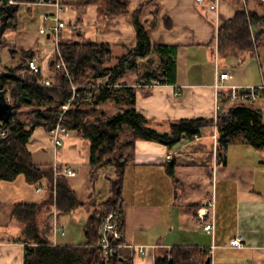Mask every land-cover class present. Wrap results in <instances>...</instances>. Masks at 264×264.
Instances as JSON below:
<instances>
[{
	"label": "crops",
	"instance_id": "0c3cea01",
	"mask_svg": "<svg viewBox=\"0 0 264 264\" xmlns=\"http://www.w3.org/2000/svg\"><path fill=\"white\" fill-rule=\"evenodd\" d=\"M121 1L127 3L129 12L120 16H106L96 4L80 7L79 0L22 4L4 35L7 30L11 31L9 43L17 50L20 64L26 60L21 58L22 51L34 50L44 74L50 75V66L57 54V32L41 33L40 30L43 26L55 27L54 17L59 16L65 27L59 30L58 39L111 44L114 57L108 65L112 66L126 47L137 43L133 14L144 5L140 20L152 40L178 47L177 71L174 81L154 86L144 84L141 60L139 68L124 77L128 84L137 87V110L161 132L169 131L170 124L181 119L215 118L219 26L244 7L262 14L258 1L219 0L215 9L211 5L217 0ZM37 15L44 25L31 32L22 25L21 16ZM45 16L49 19L45 20ZM40 33L46 36L43 47ZM255 57L259 65L249 69L244 61H239L231 70L234 77L226 84L264 85V46ZM227 58L218 54L223 70L229 68ZM145 60L148 62L144 72L153 62L156 65L161 62L156 53ZM222 105L227 108L230 104L223 101ZM256 105L264 109V90ZM218 136L217 128L208 127L201 136L183 139L172 148L156 141L136 142L123 177V228L127 245L118 250L122 262L155 264L160 250L184 246L207 250L211 264H264V151L243 144L224 147ZM30 142L31 139L28 147ZM53 147L54 153L44 149L49 161L36 164L72 167L77 175L66 178L82 205L71 212L59 211L54 206L43 220L44 235L53 245L83 244L87 241L85 226L95 205L106 202L111 196V185L108 192L101 195L92 177L104 173L111 184L114 168L95 172L89 165V144L76 132H71L62 146ZM46 195V180L37 186L20 175L14 181L0 182V264L25 262L26 246L18 240L21 226L12 217L15 204L40 202ZM210 201L212 205L208 204ZM209 222L214 225L211 231L205 230ZM80 227L85 241L77 243L74 240L80 238L76 232ZM69 229L75 232L68 237ZM237 237L242 238V247L232 245ZM139 246L145 247L144 253L139 251Z\"/></svg>",
	"mask_w": 264,
	"mask_h": 264
},
{
	"label": "trees",
	"instance_id": "16d2710c",
	"mask_svg": "<svg viewBox=\"0 0 264 264\" xmlns=\"http://www.w3.org/2000/svg\"><path fill=\"white\" fill-rule=\"evenodd\" d=\"M8 1L0 0V25L11 7ZM15 1L19 2V9L22 4L40 0ZM257 1L262 14L244 7L219 26L217 47L221 57L234 56L245 61L248 56L257 55L258 49L264 46V0ZM89 4L98 5L106 16L129 12L127 3L121 0H79L77 3L80 7ZM142 9L144 5L133 14L137 43L126 47L115 65H108L114 57L111 44L59 39L61 56L56 54L54 57L50 75L33 73L21 65L3 67L0 73V91L11 97L13 106V114L8 121L10 132L0 141V182L14 181L20 175H24L32 185L46 180L47 195L42 201L17 202L13 210V220L21 226L18 240L25 244L27 250L24 264H122L118 252L107 255L98 246L101 218L113 205L123 215L125 167L131 161L139 140L156 141L172 148L181 140L194 139L202 135L203 129L214 127L221 146L243 144L264 151V109L256 102L230 103L226 114L218 115L217 119H181L172 122L170 130L165 132L153 127L150 120L137 110V87L128 84L124 77L137 70L141 60L156 53L161 62L158 65L153 62L151 68L141 75V81L144 84L150 83L151 79L162 84L174 81L178 51L175 45L157 44L152 40L140 20ZM17 12L9 17L6 29L13 24ZM16 51L12 50L14 57ZM35 57L34 50L21 53L22 59ZM61 58L65 65L57 69ZM22 72L25 77L20 76ZM45 79H50L52 84H42ZM75 93L78 96L64 110L63 105ZM59 122L87 140L89 165L95 172L109 167L115 172L111 179V196L106 202L95 205L85 226L87 241L83 244L53 245L43 231V220L54 206L59 211L71 212L82 205L66 176H56L53 165L36 164L28 147L38 127L50 132ZM126 151L129 154H125ZM218 154L220 156L222 152ZM169 172L174 176L172 169L169 168ZM208 258L211 256L207 250L178 246L160 250L155 264H206Z\"/></svg>",
	"mask_w": 264,
	"mask_h": 264
},
{
	"label": "built area",
	"instance_id": "2783aa9c",
	"mask_svg": "<svg viewBox=\"0 0 264 264\" xmlns=\"http://www.w3.org/2000/svg\"><path fill=\"white\" fill-rule=\"evenodd\" d=\"M199 2H203L204 0H198ZM39 2L43 3V0ZM217 0L215 4L211 5L212 9L218 7ZM9 5H18L19 2L15 0H9ZM1 8V7H0ZM49 19V16H45V20ZM54 20L57 22L55 27L45 26L41 28V33L51 32L52 30H56L57 35V54L59 56V48H58V32L60 29L65 27V23L60 20L59 16H55ZM218 47H217V56H216V82H215V91H216V103H215V118L217 119L218 115L226 114L227 109L222 105V102L227 98V102L230 103H239V102H256L259 100L262 91L264 90V85L260 86H237V85H227L226 82L231 80L234 76L231 71L223 70L218 63ZM1 65V61H0ZM22 67L29 68L33 73H43V67L37 62L36 59H26L20 64ZM64 60L61 58L60 62L57 63V69H61L64 66ZM3 72L2 68H0V73ZM20 76L25 77V73H21ZM31 81L32 78L30 79ZM42 84L51 85L52 81L50 79H45ZM159 84L158 81L154 80L153 82L148 83V85L154 86ZM74 90H76V86H72ZM226 90V93L223 91ZM6 99L12 104V99L6 93ZM78 96V93H75L74 97L69 99L68 103L63 105V109L66 110L69 105L73 102L74 98ZM12 117V116H11ZM11 119V118H10ZM10 132L9 122H1L0 125V141L5 139ZM51 138L53 144L56 148L62 146L64 144L65 138L71 135V131H69L65 126H63L60 122L52 128L50 131ZM55 174L64 175V176H76L77 172L70 166H65L61 168L60 166H54ZM41 188L38 189L40 191ZM209 205L213 204V201L208 203ZM123 215L119 212L116 206H109L106 213L101 218V226H100V238L98 246L102 248L105 254L114 255L118 252V250L127 245L125 243V232L123 229ZM214 229V225L212 222H209L205 225V230L211 231ZM62 233L65 234V231L62 230ZM232 245L242 247L243 242L241 237H237L232 240ZM139 251L141 253L145 252L144 246H139ZM122 264H127L122 262Z\"/></svg>",
	"mask_w": 264,
	"mask_h": 264
},
{
	"label": "rangeland",
	"instance_id": "374dc122",
	"mask_svg": "<svg viewBox=\"0 0 264 264\" xmlns=\"http://www.w3.org/2000/svg\"><path fill=\"white\" fill-rule=\"evenodd\" d=\"M22 13L26 14L24 9L21 10ZM22 18V25L27 27V30H30L31 32L38 31L39 28L44 25L43 24V19L41 16H21ZM44 27V26H43ZM9 32L10 30H7L6 34L3 37V42L0 43V61L2 62V65H0V68H13L16 67L17 65L20 64L19 59L20 56H13L12 55V50L14 49L13 46L10 45L9 43ZM41 42H42V47L45 45L44 40H46V36L44 34H41ZM52 46V45H51ZM263 47V46H261ZM260 47V48H261ZM259 48V49H260ZM258 49V51H259ZM119 50V49H118ZM40 59V58H39ZM40 62V60H39ZM146 60H143V65L141 67L143 68V73L144 70L146 69L147 66ZM247 64V68H251V66L259 65L258 59L255 56H248L246 60L244 61ZM240 63L241 65L244 63ZM227 64L229 65L227 68L228 71H231L233 67L239 65V60H237L234 56H230L227 58ZM141 69V68H140ZM234 70V69H233ZM236 70V69H235ZM239 72V69H237ZM247 86H260V85H247ZM53 143L51 141V136L49 135L48 131H46L42 127H38L35 130L34 135L31 138V142L29 145L30 150L33 153L34 161L35 163L38 164H46L49 160H46L49 158V154L45 153V148L50 149L51 153H54L53 151ZM53 147V148H52ZM50 153V152H48ZM125 154H129L128 151H126ZM104 173L100 174L98 176L92 177V183H95V186L97 187V192L103 195L104 193H107L110 187V182L109 179L105 177ZM24 176V175H23ZM92 184V185H93ZM40 183L37 185L39 186ZM93 193V191H92ZM68 231V230H67ZM71 232H75L73 229H69L68 231V237L70 236ZM78 232V235H80V238H78L77 243H81L85 241L84 237V230L83 228H78L76 230ZM74 236V235H73Z\"/></svg>",
	"mask_w": 264,
	"mask_h": 264
},
{
	"label": "water",
	"instance_id": "95a60500",
	"mask_svg": "<svg viewBox=\"0 0 264 264\" xmlns=\"http://www.w3.org/2000/svg\"><path fill=\"white\" fill-rule=\"evenodd\" d=\"M18 5H12L8 8V13L3 16L2 18V24L0 25V43H2V36L5 33L6 30V24L9 19V17H12L14 13L18 10ZM13 114V106L12 104L7 101L5 92L0 91V125L1 122H8L10 120V117ZM206 264H211V258H208L206 261Z\"/></svg>",
	"mask_w": 264,
	"mask_h": 264
}]
</instances>
